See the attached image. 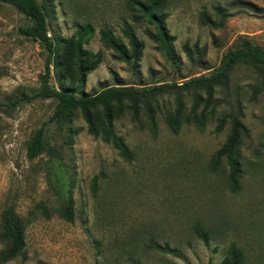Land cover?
Here are the masks:
<instances>
[{
    "label": "rangeland",
    "instance_id": "rangeland-1",
    "mask_svg": "<svg viewBox=\"0 0 264 264\" xmlns=\"http://www.w3.org/2000/svg\"><path fill=\"white\" fill-rule=\"evenodd\" d=\"M44 1L53 40L71 36L75 23L94 28L84 47L101 51L102 60L86 75L82 90L87 94L114 84H182L209 75L243 39L264 50V0H166L157 12L168 14L167 40L144 12L145 0H138L141 5L132 0ZM203 13L213 25L203 22ZM124 21L144 44L135 67L115 59L99 39V30L109 27L127 43ZM28 25L15 7L0 1V223L11 208L24 222L25 241L22 251L3 264H215L233 243L243 250L246 264H264L262 75L237 64L227 86L215 88L202 130L186 117L193 94L183 88L161 95L154 128L143 109L133 118L124 107L114 130L132 152L126 160L88 132L78 111L60 130L46 124L53 99L22 95L39 87L45 71L46 50L20 31ZM50 70L49 82L57 87ZM179 92L184 107L174 133L165 120ZM238 112L248 132L238 148L239 187L232 190L227 161L213 159L230 129L227 119L216 131L219 119ZM43 125L47 142L61 158L27 157L26 143ZM196 225L206 231V242ZM4 246L0 242V251Z\"/></svg>",
    "mask_w": 264,
    "mask_h": 264
},
{
    "label": "trees",
    "instance_id": "trees-1",
    "mask_svg": "<svg viewBox=\"0 0 264 264\" xmlns=\"http://www.w3.org/2000/svg\"><path fill=\"white\" fill-rule=\"evenodd\" d=\"M15 7L29 21L30 25L21 26L20 31L39 42L46 50L45 71L40 75V85L31 94L23 92L22 95L30 99L31 97L53 99L55 101L52 114L47 123L52 122L58 129L62 130L70 122L73 113L78 111L84 120L87 130L93 136L101 138L116 148L121 156L130 160L132 152L126 144L124 138L114 130V120L127 108L131 117L136 118L140 109H143L152 128L155 126V110L158 107V100L163 93L173 91V89L183 88L192 91L193 103L190 106L187 119H191L199 130L203 129L206 115V109L211 105L212 94L216 87H226L229 82V76L232 69L239 63H244L264 78V50L253 46L251 41L243 39L241 46L230 50L223 57L221 65L209 75H198L189 78L182 84L161 83L156 85L132 86L114 84L101 88L99 91L87 94L82 90L86 80V75L94 70L102 60L101 51L93 52L84 47L94 33V28L89 22L75 23L73 34L67 38L53 40L48 34V10L45 1L37 0H0ZM135 1L138 5L141 3ZM166 4V0H145L143 10L148 13L150 20L156 24L159 35L164 39H169L168 29L165 19L167 12H157ZM216 12L223 16V10L217 6ZM203 22L214 24L208 16L202 14ZM221 21V20H219ZM122 34L127 39L125 43L121 37L115 35L109 27H103L99 30V39L101 43L112 49L114 58L132 64L135 67L140 60L144 47L143 42L137 37L133 26L124 21L122 25ZM151 38L156 35L148 31ZM187 50V47H185ZM51 67L56 77L58 86L50 84ZM70 80V83L66 82ZM202 93L205 94L203 98ZM203 104V108L198 112V107ZM183 99L179 93L175 96V110L167 114L166 124L174 132L178 133L183 113ZM229 119L230 129L223 145L214 154V163L225 158L229 166V181L231 189L236 190L239 187L238 178L241 174V168L238 160V148L242 135L248 132L247 127L241 121V113L229 114L219 119L216 131H220ZM70 133H76V130L70 126L67 127ZM47 128L43 125L39 127L28 139L26 143V154L29 159H34L42 153H45L51 159L61 158L55 146L46 140ZM69 143L72 140H67ZM95 188V181L93 182ZM68 218L71 215L66 212ZM197 234L207 241V233L200 226H195ZM0 242L4 249L0 251V264H3L15 258L23 249L24 241V222L9 208L4 212L0 223ZM212 264V263H209ZM215 264H246V258L243 250L236 244H231L224 258Z\"/></svg>",
    "mask_w": 264,
    "mask_h": 264
}]
</instances>
